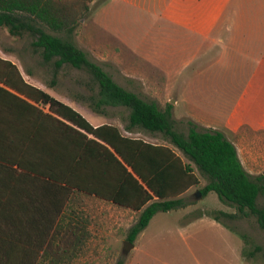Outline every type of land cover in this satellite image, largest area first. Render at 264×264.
I'll return each instance as SVG.
<instances>
[{"label": "trees", "instance_id": "16d2710c", "mask_svg": "<svg viewBox=\"0 0 264 264\" xmlns=\"http://www.w3.org/2000/svg\"><path fill=\"white\" fill-rule=\"evenodd\" d=\"M93 1L0 0V29L29 36L55 74L64 65L89 72L97 85L87 98L91 110L128 109L127 132L161 134L170 145L127 136L113 124L94 126L0 55V264H72L90 236L77 210L85 198L139 213L128 236L135 244L158 213L186 206L185 195L200 184L196 170L209 181L203 198L214 192L236 209L210 217H255L264 230V174L252 179L224 133L176 131L170 110L119 85L71 41Z\"/></svg>", "mask_w": 264, "mask_h": 264}, {"label": "rangeland", "instance_id": "374dc122", "mask_svg": "<svg viewBox=\"0 0 264 264\" xmlns=\"http://www.w3.org/2000/svg\"><path fill=\"white\" fill-rule=\"evenodd\" d=\"M203 12L204 8L194 11L192 0H94L70 39L119 85L162 111L170 110L176 131L188 134L195 127L224 133L256 180L264 174V111L246 100L262 60L264 43L254 34L255 26L264 34V3L232 0L223 12L222 29L209 36L193 28L195 19L202 21ZM31 42L29 36L14 38L0 29V55L14 61L28 82L73 105L93 125L113 124L127 136L169 144L161 134L127 132L128 109L107 106L100 114L91 110L87 98L92 89L97 91L91 74L70 65L55 74L54 65L45 64ZM196 174L200 184L185 196L186 206L158 213L128 256L123 245L139 213L85 198L77 210L90 236L80 255L69 262L264 264V230L257 218L214 220L211 212L234 214L236 209L214 192L197 199L196 191L209 181L197 170ZM258 203L264 207V194ZM196 221L199 224L192 227Z\"/></svg>", "mask_w": 264, "mask_h": 264}, {"label": "crops", "instance_id": "0c3cea01", "mask_svg": "<svg viewBox=\"0 0 264 264\" xmlns=\"http://www.w3.org/2000/svg\"><path fill=\"white\" fill-rule=\"evenodd\" d=\"M231 3H232V0H192V4H193L195 12L202 10V8L205 9V13L203 12L202 14L203 16L202 21L195 19L193 28L197 31V33L199 32L207 36H209L210 33L216 30L218 27L221 30L223 27V23L225 21L223 17V12H225L227 7ZM263 3H264V0H263ZM255 27H256V31L254 34L255 37L254 36L253 37L257 39V41L264 43V34L260 33L262 32L263 29L260 31L259 26H255ZM260 57H262V60L260 61V63H258L257 69H255L254 71L253 76L255 78L254 80H252L254 85L252 86V90L250 91V96L247 97L248 99L246 100V103L251 102V104H253L254 106L261 108V111H264V48H263L262 54H260ZM68 105L74 107L71 104H68ZM74 108L78 110L76 107ZM102 124L103 123H99L96 125L94 124V126H100ZM190 192H188L185 196L189 195ZM201 221H199V223H203L204 220H201ZM199 223H197V221L195 223L193 222L192 227L195 224L198 225ZM147 229L148 227L142 232V237H145L146 235L145 233Z\"/></svg>", "mask_w": 264, "mask_h": 264}, {"label": "water", "instance_id": "95a60500", "mask_svg": "<svg viewBox=\"0 0 264 264\" xmlns=\"http://www.w3.org/2000/svg\"><path fill=\"white\" fill-rule=\"evenodd\" d=\"M172 103L174 104L175 101L173 100ZM197 199H203V195L200 191H196L195 193ZM135 249V244L130 241H125L123 245V254L128 256L133 250Z\"/></svg>", "mask_w": 264, "mask_h": 264}]
</instances>
